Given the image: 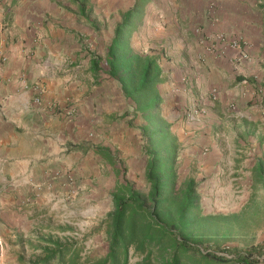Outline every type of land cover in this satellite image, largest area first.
Listing matches in <instances>:
<instances>
[{
    "label": "crops",
    "instance_id": "1",
    "mask_svg": "<svg viewBox=\"0 0 264 264\" xmlns=\"http://www.w3.org/2000/svg\"><path fill=\"white\" fill-rule=\"evenodd\" d=\"M134 2L0 0V53L6 58L0 62V238L5 243L0 264L39 258L36 250L46 243L39 238L43 245L27 254V243L33 242L29 232L40 215L49 216L60 205L68 209L80 201L81 208L73 209L98 216L112 211L115 185L105 193L103 186L120 176L115 161L110 164L93 148L107 149L113 160L122 143L132 158L134 149L145 153L138 116L112 102L122 98L121 91L91 68L95 56L104 58L115 26ZM160 8L149 0L146 23L180 25L178 63L174 69L161 66L166 80L159 87L177 139L175 167L192 168L194 176L182 182H194L203 215L241 214L251 199L264 200V190L250 189L251 168L259 159L253 152L264 148V117L257 108L264 87V0H163ZM187 26H200L206 46L214 44L216 52L188 43ZM219 33L241 36L246 45L221 47L215 40ZM212 89L218 91L214 101L208 98ZM123 114L126 129L115 122ZM89 200L96 203L89 206ZM261 214L258 226L245 228L253 235L237 247L258 249L264 258Z\"/></svg>",
    "mask_w": 264,
    "mask_h": 264
},
{
    "label": "trees",
    "instance_id": "2",
    "mask_svg": "<svg viewBox=\"0 0 264 264\" xmlns=\"http://www.w3.org/2000/svg\"><path fill=\"white\" fill-rule=\"evenodd\" d=\"M148 4L149 0H135L115 26L104 58L95 56L91 68L95 75L100 74V64L104 63L106 74L117 81L122 96L132 105V112L143 121L140 130L149 158L146 181L150 190L147 195H141L129 182L115 186L113 211L104 222L107 252L104 257L87 260L85 264H128L130 251L140 259L136 264H259L260 260L254 258L261 257L258 249H225L209 243L232 240V234L252 223L249 211L256 198L250 200L247 211L238 215H203L194 182L188 180L183 182V187L176 186L177 139L171 124L159 113L162 103L159 87L165 82V75L155 57L135 52L130 43ZM91 26L95 24L92 22ZM93 151L114 164L107 149L96 147ZM251 175L264 190V156L255 160ZM164 182L168 184L167 195L163 193ZM255 190L253 194H257ZM171 202L173 210L166 208ZM252 212L253 216L258 215ZM218 232L223 233L218 235ZM42 240L46 245L40 247L41 256L31 264L80 263L83 246L78 241Z\"/></svg>",
    "mask_w": 264,
    "mask_h": 264
},
{
    "label": "rangeland",
    "instance_id": "3",
    "mask_svg": "<svg viewBox=\"0 0 264 264\" xmlns=\"http://www.w3.org/2000/svg\"><path fill=\"white\" fill-rule=\"evenodd\" d=\"M156 1L158 2L159 9H161L160 7L163 3V0H156ZM137 22H138V28H137L138 30L140 26L143 25V22L145 25V29L141 33V35H140V31L138 30L135 31L136 33L135 32L132 33L131 38H130L132 49L135 52L137 51L143 52V53L146 52L147 55L155 57L160 67L165 66L167 68L174 69L175 65L178 63V60H179V56L177 55V53L174 52L177 46V42H178L177 38L179 37L178 36L176 38V36L179 34V31H180L179 23L171 22L169 24H163L161 21L154 22L151 19L150 21H147L146 23L145 13L141 17V19L138 20ZM101 25L102 24L100 23V26ZM188 27L189 26H187V30H188L187 33L190 34V36H188L190 39L188 40L189 41L188 43L192 45L196 43V45L201 46L198 41V36H196L195 34V31L201 30L200 29L201 27L192 26V27H189V29ZM105 28H106L105 29L106 33H110L111 21L110 23L109 22L106 23ZM181 28L186 29L184 27H181ZM202 36L205 37L203 33H202ZM134 37H136L137 40L136 39L134 40L133 39ZM139 45H141V48H138ZM100 57H103V56H100ZM100 66H101L100 77L106 75V77H103L102 80H109L111 85H113L116 88V90H120L117 81L110 78L106 74V66L104 65L103 62H101ZM164 89L162 90V92H166V89L165 90ZM160 93H161V90H160ZM122 98L118 99L117 97L112 102L118 103V105L122 107V110H127L126 112L133 113L132 108H131L132 107L131 103L129 101H125ZM159 113L166 120L172 119L167 116L169 114V116L171 117L170 109L167 108V106L163 107L162 103L159 108ZM137 120H138L136 123L138 124L137 127L141 128V126L143 125V121L141 117L138 116ZM124 121L128 122L127 120L124 119V114L117 116L115 118L117 127L122 125L123 129H126V126H125L126 123ZM133 121L134 119L132 118L130 122L132 123ZM123 135L125 136V134ZM141 137H142V142H143L142 146H144L145 138L143 137L142 132H141ZM137 140L138 139L136 138V144H139ZM260 143H264V136H262V141ZM120 146H123L124 148L116 149L115 156H114V159H115L114 161H115V165L117 169L116 174L119 175L120 178L115 182V184L114 182L111 183L110 185L104 184L103 186L104 193L109 190V188H107L109 186L113 189L114 185L115 186H117L118 184L123 185L125 184V182H129L139 194L147 195L150 190V186L148 185L146 181L147 180L146 170H147V165L149 162L148 156L145 153L142 154V151L140 154L139 150L134 149L132 147L134 151L137 152L136 154H134V157L132 158V156L129 155L128 153L130 152L129 148H125L124 143H122V145ZM253 155L261 158L262 156H264V148L263 150L260 149L259 151H254ZM126 161H130L131 164L128 165ZM166 161H169V159ZM144 166L145 168H143ZM174 174H175V178L177 182L176 186L178 188L183 187L182 185L183 177L184 179H187L189 177L194 176L192 168L191 169L185 168L181 171L179 170V168H176L175 166H174ZM233 183H232L233 185L232 189L233 188L235 189L237 184H233ZM167 186L168 184L164 182V186H163L164 194H166L168 191ZM255 188L258 192L255 190ZM237 189L239 191L240 187H238ZM250 189L252 192L255 190V192L257 193L261 191L260 185H256V183H254L252 185V188ZM94 203H96L94 200H89V202L86 204L89 206H92ZM79 204H80V201L73 202L71 205L67 204V206H70L68 209L61 208L62 205H60L58 208L51 210V213L49 216L44 215V214L40 215L38 219L35 220V223H37V225L35 224L33 226L34 228H32V231L29 232L28 236L33 241L32 243L35 245H32V243L30 244V241L27 243V247H26L27 254L31 255V252H33V250H36L33 248L43 245V243L40 241L39 238H53V239H59L61 242H67V241L71 242L74 240L80 242L83 245V249L81 253L84 256V260L83 261L80 260L79 264H85L87 260L94 261L95 259L104 257L107 252V246H108V241H107V236H106V224L104 222L109 213H107L106 215H101V216H98L99 214H94V213L86 214L84 212L83 214L82 211L75 210V209L81 208ZM111 208L113 211V206ZM166 208L173 210L174 205L171 202L169 203V205L166 206ZM252 211L260 212V213L259 215L256 214V216H253ZM261 213H264V200L261 198H256L254 207L253 206L250 207V211H249V220L250 221L252 220L251 222L254 223V224L250 223L251 227L258 226L257 219H259L260 216L263 217ZM230 226L233 228L234 225L232 224V222L230 223ZM222 233L223 232H218V235H221ZM248 234L251 236L253 235V232L246 231L245 229H241L239 231H236L234 234H232L233 235L232 240H229L226 242L225 241L221 242L219 240L217 244L215 242H209V243L211 245L219 246L222 248L225 247L226 245L230 246V248L237 247L241 244H244L247 241ZM219 237L220 236H218V238ZM36 253L41 255L40 250H36ZM139 260L140 259L136 255H134L132 251H130V258H129L128 264H136Z\"/></svg>",
    "mask_w": 264,
    "mask_h": 264
},
{
    "label": "built area",
    "instance_id": "4",
    "mask_svg": "<svg viewBox=\"0 0 264 264\" xmlns=\"http://www.w3.org/2000/svg\"><path fill=\"white\" fill-rule=\"evenodd\" d=\"M195 34H196V36H198L199 44L202 47L206 46V43L208 40H206L205 37L202 36V33L200 32V30H196ZM215 40L219 43V45L221 47L230 48V49H239L242 46L246 45L245 40L241 36L228 37V36H225L224 34L219 33V34L215 35ZM206 50L208 51V53L214 54L217 49L215 48V46L213 44L212 46L207 45ZM240 57H242L243 59H248V55L245 52H241ZM199 59L201 60V58H199ZM5 60H6L5 56H3L0 53V62H4ZM217 96H218V91L216 89H212L208 94V98H210L211 101L216 100ZM228 108H229V110L234 111L235 105L230 103L228 105ZM257 108H258V111L261 114V116L264 117V87H262L259 90ZM72 113L73 112H70L69 115H71ZM224 248L228 249V248H230V246L226 245ZM4 252H5V243L0 238V257L3 256ZM242 253H244V252H242ZM216 254L221 255V256H226L228 258L232 257L231 255H228V254L223 253V252H216ZM254 258L258 259L260 261L264 259V258H261L259 256H254Z\"/></svg>",
    "mask_w": 264,
    "mask_h": 264
}]
</instances>
